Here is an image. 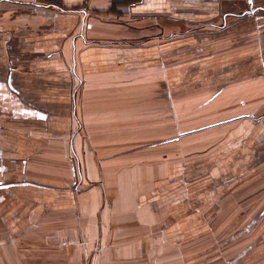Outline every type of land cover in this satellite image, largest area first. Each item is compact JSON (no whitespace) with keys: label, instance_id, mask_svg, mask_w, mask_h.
<instances>
[{"label":"crops","instance_id":"obj_1","mask_svg":"<svg viewBox=\"0 0 264 264\" xmlns=\"http://www.w3.org/2000/svg\"><path fill=\"white\" fill-rule=\"evenodd\" d=\"M244 2L258 1L0 0V223L21 200L31 228L82 198L97 231L101 203L172 187L159 200L166 239L151 244L161 257L146 264H191L174 249L187 240L177 232L201 225L176 221H191L193 194L199 218L233 216L227 228L247 216L223 264H264V15L244 16Z\"/></svg>","mask_w":264,"mask_h":264},{"label":"rangeland","instance_id":"obj_2","mask_svg":"<svg viewBox=\"0 0 264 264\" xmlns=\"http://www.w3.org/2000/svg\"><path fill=\"white\" fill-rule=\"evenodd\" d=\"M256 1L258 2H253L254 4H250L249 7L245 5V2L241 5V8L245 10L243 13L244 16L254 15L259 17L264 15V7H262L264 4L259 5L264 0ZM119 40L125 41L126 39L120 38ZM197 170L199 173L200 170ZM192 171L193 173H197L196 169H192ZM195 179L193 178L191 180V183L187 187L188 189L195 187ZM5 186L7 185L0 184V189L6 188ZM59 186L56 184L49 185L48 190L51 191L54 189L55 192L59 193L58 195H62V188L66 187V185H61L63 186L60 187L61 193L58 191ZM137 186L138 188H145L146 186L145 192L150 188L149 184ZM82 187L84 186L81 185V189ZM183 188L184 186L182 185L181 191H183ZM159 190V192L154 194L156 195L155 198H152L154 196L153 193L146 195V203H143V199L142 201L137 200L138 203L132 201V205L127 204L126 206L123 200H117L118 202L115 200L105 201L104 204L101 203L99 212L94 217V226L97 231L88 230L90 218L88 215H85L86 204L82 198H80V203L77 202V210H74L72 214L49 210L45 212V215L43 214L39 219H36L34 223L36 226L31 228L30 225H26V222L30 223L29 217L26 216V211L32 205L30 206V203H25L24 200H21L19 202H22V204L15 210V217H10V223L7 217L4 220L5 224L0 223V227L10 229L9 233H4L5 231H1L0 228V242L7 243L9 240L8 242L13 244V248L8 246L0 248V264L2 262L4 264H146L153 255L161 257L162 249L155 247L156 244H151L166 239L161 231V225L164 227L168 221L165 213L168 211L169 206L159 200H165V197L168 199L175 194L172 187L169 190L167 188L165 190L159 188ZM176 191L180 190L176 189ZM74 193L76 197H83L85 194L77 193V191ZM178 197L179 194L176 193L175 200H170L176 202L171 207H175L177 210L180 206L178 204ZM199 199L197 195L193 194L191 221H187L183 215L178 216L177 212L176 221L179 223L186 224L199 219V222H201L196 223L201 225L195 226L192 223L186 230L177 232V236L181 234L180 237L176 238L177 240L181 237L187 240H185V244H177L181 247L174 249V251L176 255H180L182 258H188L191 264L230 263L228 259H233L238 253L231 247V245H234L233 242L247 239V224H243L247 216H239V220L244 221L238 223L236 220L234 225H229L226 228V226L224 227L221 224L224 222L232 224L231 219L234 217L205 215L199 218L198 203H201ZM25 204H28V207ZM0 206L2 208V204ZM124 207L130 209L125 210ZM143 208H146L147 212ZM142 211L144 215H141ZM9 212L10 210L7 209L6 214ZM105 213H107V218H105ZM152 213L156 214L155 217L160 216V222H147L141 217L143 216L150 220L153 218ZM136 218L139 220L140 225H138ZM163 219L164 221H162ZM136 226H141L143 229H153V231L135 233L132 229ZM164 232L165 234L167 233L166 231ZM134 238L144 241L142 248H139L137 253L135 252L137 250L136 248H132L130 252L124 251V244H120L121 242L119 241L132 240ZM147 247L152 248L153 251Z\"/></svg>","mask_w":264,"mask_h":264}]
</instances>
